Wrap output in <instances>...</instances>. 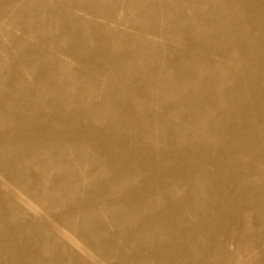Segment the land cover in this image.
Segmentation results:
<instances>
[{
    "label": "bare ground",
    "instance_id": "obj_1",
    "mask_svg": "<svg viewBox=\"0 0 264 264\" xmlns=\"http://www.w3.org/2000/svg\"><path fill=\"white\" fill-rule=\"evenodd\" d=\"M52 1L0 0V170L21 188L0 181V264H108L74 233L110 264H264V0H208L193 28L165 21L177 51L160 70L144 33L156 34L161 10L187 21L175 4ZM17 25L21 34L8 28ZM146 126L164 139L147 141ZM69 145L91 156L95 176L108 173L91 183L94 197L68 199L24 237L27 226L4 215L38 216L31 199L57 204L47 182L72 192L71 162L48 151Z\"/></svg>",
    "mask_w": 264,
    "mask_h": 264
},
{
    "label": "rangeland",
    "instance_id": "obj_2",
    "mask_svg": "<svg viewBox=\"0 0 264 264\" xmlns=\"http://www.w3.org/2000/svg\"><path fill=\"white\" fill-rule=\"evenodd\" d=\"M90 2H92L91 0H88ZM130 1V0H127ZM141 1V0H138ZM168 4H175L180 12V14L185 15L188 17L187 21H179L176 18H170L168 17V15L166 14V11L161 10V13L158 15V18L156 19V34H152V32L154 30H147L146 33H144V35H146L147 37L150 38V40L154 41V43L156 44V48H157V52L156 53H152V55L154 56L153 59V63L151 64L153 67V69L155 70H160L164 67L165 65V56L168 54H173L172 52H176L177 51V44L172 41L170 38L166 39L165 36V21H169L168 24L169 26H171L173 29H181L182 27L186 26L188 29V26H191L192 28L195 26L196 21H194L193 19H191V16H195V13L200 10V12L203 14L204 10L208 8L209 5V1L208 0H193V6L192 8H187L188 6H186V4H183L184 7H181L177 4V2L175 0H166ZM51 5H53V7H59V5L56 4V2H53L52 0H50ZM111 2H108L107 5H110ZM66 10L67 9H71L68 7H65ZM158 10V9H157ZM69 11V10H67ZM121 11V7L118 10V13H120ZM144 11H149V12H154L155 13V9L152 8V6H150L149 8H145ZM121 14L126 15L127 11H123L121 12ZM80 15L84 16V17H89L87 15H85L83 12H80ZM172 16L174 17V15L172 14ZM129 18V16L127 17ZM99 21L104 22V19L100 18ZM203 24V23H202ZM200 25V27L197 29L198 31L201 30V27H205L206 23H204L203 25ZM9 30H11V32L13 33H17V34H21L22 33V29L19 25L17 26H12V27H8ZM56 29V28H55ZM55 29L53 30V32L55 31ZM118 29H123L126 30V28L124 27H119ZM47 29H45L44 31H46ZM130 32H136V30L130 29ZM52 32V33H53ZM27 41H32L33 39L30 36H27ZM9 40L4 39V42L7 43ZM151 55V54H149ZM3 56V55H2ZM56 57H58L59 62L61 63H72L71 59L68 58L67 56H65L64 54H62L61 52H56ZM75 63V62H74ZM98 66H95V68ZM20 70L22 71L23 74H25V70L24 67L21 66ZM4 72H8V70H5ZM110 75V74H109ZM59 78H62V80L69 78L70 80H72L71 76L67 77L66 75H59ZM27 80V88H32V87H36L35 83L33 82V79H26ZM0 87L2 86V83H0ZM154 90H157L156 87H154ZM70 91H74L73 89H71ZM88 96V93L86 94ZM101 98V93L96 94V99ZM88 101H91L94 99V96L92 94L89 93V97L87 98ZM86 99V100H87ZM151 106L154 107V105L149 104ZM48 112H54L53 108L51 109L50 107H47ZM92 117V116H91ZM87 118L86 116H84V119ZM90 118H87V124L90 125L93 128V125L98 124V122H93L91 120H89ZM56 126H66L69 125L67 123H56ZM71 128H74L75 125H70ZM146 131L144 134V137L147 136V141H162L164 138L163 136L160 134L159 130H154V129H149L148 126H146ZM158 134V135H157ZM42 150V149H41ZM48 151L52 154H54L57 157H60V159L66 161L69 160L71 162L69 169L72 172V175H75V178L72 180L74 183V188L72 190V192H69L68 194L65 195L64 192H60L58 190L55 189V184L53 182H47V187L50 189V196L54 199L57 200V204L48 207L45 204H43L42 202H40L39 200L36 199H31L32 201H34L36 204L39 205L41 212L38 214H32V213H27V215L23 216V210H19L17 213L15 214H11V212H7L4 217L7 219V221H12V222H20L23 226H27L28 224H30L31 221H36L37 223L44 225V226H49L48 222L42 221V219L40 218V216H45L47 213L49 215H51V217L53 215L56 216V218H59V205H65L68 204V199L71 200V198L76 199L77 201H85L88 200L87 196L89 194H91L92 197H94L95 195L93 193H89L92 190V187L90 186L91 183L96 182V184L99 183V178H101V183L103 182V180L105 179V175L108 173L107 169H103L102 172V177H97L94 174V170H98L99 167L96 165H93V162L90 161L91 156H88L87 158L85 156H83L84 159H82L77 153L74 152V148H72L70 145L67 146V149L64 151L65 153H62V155H60V150L59 148H56L54 146H49ZM58 154L60 156H58ZM92 163V164H91ZM2 169V168H1ZM58 169V172H64L63 170ZM4 170V169H2ZM0 170V181H2L4 179V181H6L7 183H9V186L12 188H16L18 190H20V185L18 184V182H15L14 180H12L10 177H8L6 175V173L4 171ZM8 178V179H7ZM109 190H115V185L112 184V186L109 188ZM186 192L183 191L182 195H185ZM159 207V205L155 204V207ZM25 210V209H24ZM188 213H185L183 216H181L179 221L180 223H183L185 220H188L189 218L192 217V212L191 211H187ZM102 216H105L106 218L108 217V213L104 212ZM24 217L26 219V222L23 220ZM41 219V220H40ZM63 220V218H61ZM75 221H79V220H75ZM29 226L25 227V229H27ZM25 229L23 230L24 232H21L20 230H18V232H20L24 237H30L32 234V228L29 227V229L27 231H25ZM72 231V230H71ZM73 233V232H71ZM75 235H77L78 239L81 240L82 243H84L88 249V251L91 254H95L94 257L97 255L98 258L100 260L106 261V263L110 264L111 260L107 257L105 258L104 256L99 255L98 251H97V247L95 246V242L94 239L89 237V239L85 240L83 239L79 234L74 233ZM86 260H89L91 264H95L96 261H92V259L88 256H84L82 255ZM246 262L248 261L247 258Z\"/></svg>",
    "mask_w": 264,
    "mask_h": 264
}]
</instances>
